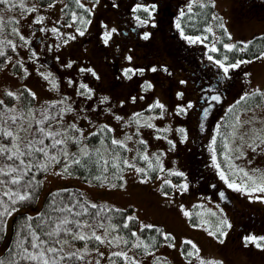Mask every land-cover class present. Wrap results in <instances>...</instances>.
Listing matches in <instances>:
<instances>
[{
  "label": "rangeland",
  "instance_id": "374dc122",
  "mask_svg": "<svg viewBox=\"0 0 264 264\" xmlns=\"http://www.w3.org/2000/svg\"><path fill=\"white\" fill-rule=\"evenodd\" d=\"M238 1L241 0H182L180 12L173 21L175 25L179 23V15L191 10L195 4L210 3L214 10L209 25L210 39L200 35L189 36L180 31L179 39L185 42L186 49L178 41L172 42L169 39L173 35L166 37L167 51L165 44L163 46L159 41H156L155 46L148 44L143 37L151 25L150 19L135 13L136 21L144 30L140 40L122 55L120 73L116 77H110L108 63L115 56L113 54L110 59L107 52L111 53L109 46L118 50V45L115 42L108 45V42H104V36L115 28L110 11L117 8L118 0H80L92 12L88 26L82 30L75 29L81 20L75 23L65 21V0H50L45 3L40 0H13L11 8L3 12V16L16 21V37L9 38L12 51L5 56L0 69V101H5L6 93H12L10 112L15 114L21 103V88L26 87L34 97V107L56 104L48 105L46 109L51 110L50 117L58 109L57 117L43 125L45 118L36 119L31 137L37 133V141H33L39 147V141H45V133H51L48 140L50 146L46 148L48 154L58 157L60 151L64 165L71 163L84 151H89L86 137L96 131L99 124L110 129L112 140L121 142L125 155L121 162L124 172L120 181L102 184L68 174L51 161L41 175V189L35 204L18 205L15 207L16 211L6 217L0 255L10 245L12 220L16 213L37 214L48 193L74 187L80 190L89 204L119 209L131 207L130 213L137 219L138 228L157 226L171 237L154 249L139 251L137 230L134 240L128 243L124 234L113 230L112 225L92 228V233L101 237L98 245L91 246L89 242L71 243L66 248L73 249L82 257L78 264H201L202 261L203 264H264V249L256 247L255 243L240 244L232 239V229L230 231L227 226L230 224L228 211L219 200L203 189V184L188 177V153L196 140L191 132L192 111L197 100L193 82L198 81L204 72L208 73L216 68L217 73L219 71L225 75L223 68L215 62L217 60L226 66L240 60L248 61L237 68H229L231 75L224 76L226 83L232 74L239 75L232 88H227L224 100L227 101L226 107L223 106L221 110L215 107L214 112L210 110L203 118L197 117L205 125L198 140V149L201 151L196 149V152L202 154L198 157V163L205 164L197 167H207L209 172L210 168L213 169L219 185L233 198L234 208H238L241 213L256 212V216L264 218V193L237 191L228 187V183L235 182L246 188L251 182L244 173L258 182L264 176V102L237 114L225 142L229 172L220 163L215 147L216 133L218 134L227 108L242 96L264 88V53L225 62L211 51L213 45L218 48L219 24L223 25L228 35L223 45L233 44L242 48L253 36L264 33V0H259V5L249 3L245 8H239ZM217 17L219 21L215 20ZM102 23L108 25L103 26ZM103 28L107 30L103 31ZM77 31L84 34L80 35ZM38 33L43 38L42 51L46 47V38L55 35L57 64L63 71L74 64L78 69L84 68L88 76L82 85L91 88V92L75 89L76 86L71 88L62 85L61 75L33 48L32 42ZM100 33L102 36H99L97 42V35ZM81 37L84 39L83 43L87 40L89 44L83 47V54L79 55L77 49L80 47L79 41L82 43ZM185 37H192L193 41L190 42ZM196 37L200 39L196 40ZM59 40L62 45L67 43L63 49L66 52L65 60L61 59L62 54H57ZM183 50L185 51L182 52ZM76 56L85 65L70 61H74ZM187 56H190L189 61ZM209 56L213 59L209 60ZM197 57L203 60L199 65L200 72L193 67H189L193 69V74L184 71V66L191 65ZM16 62L20 64L18 69H14ZM193 66L197 67V64ZM88 69L91 71H87ZM117 69L119 68L112 70L116 72ZM183 72L190 74L192 80L183 78ZM149 84L151 87H147ZM95 91L102 94V98H95ZM157 103L163 107H154ZM189 104L192 107L189 108ZM38 113L43 114L41 110ZM41 126L44 132L39 131ZM21 135L15 139L20 140ZM54 139L64 140L65 143L53 148ZM71 140H75L76 146L69 145ZM64 150L67 151V156L64 155ZM124 161L128 163L125 164ZM136 168H143L145 171L138 173ZM221 172L226 179L221 178ZM193 208L195 223L190 221ZM235 214L237 221H241L242 215L239 212ZM246 218L252 221L255 216L248 215ZM224 220L227 224L221 223ZM184 242H190L185 250L182 246ZM115 253L125 255L117 256Z\"/></svg>",
  "mask_w": 264,
  "mask_h": 264
},
{
  "label": "trees",
  "instance_id": "16d2710c",
  "mask_svg": "<svg viewBox=\"0 0 264 264\" xmlns=\"http://www.w3.org/2000/svg\"><path fill=\"white\" fill-rule=\"evenodd\" d=\"M42 3L50 0H40ZM257 2L251 0L250 3ZM13 5V0H0V69L4 62L5 56L12 51L11 44L8 43L10 37H16V21L7 16H3V12L8 11ZM257 5V4H256ZM259 5V3H258ZM65 21H70L71 17L75 14L76 20H81L77 27H84L91 16L90 10L87 6L81 4L80 0H65L63 7ZM213 6L210 3L196 4L191 10L183 13L179 17V24L182 31L187 35H200L208 39L211 38V32L208 31L209 24L212 20ZM218 20V19H217ZM219 40L218 48L216 52H213L219 59H223L225 62H234L239 59H246L257 56L264 53V33L253 36L248 43L247 47H242L245 50L240 51L241 47L237 46L229 51L224 48L223 42L228 39V35L224 27L219 26ZM227 57V59H225ZM15 69L19 68V63L16 62L14 65ZM244 97V99H241ZM240 99L232 103V105L225 112L218 134L216 136V152L219 157L220 163L224 169L229 172L230 166L227 165V149L225 142L229 133L232 129V125L237 114L242 110L253 108L264 102V88L260 91H253L242 96ZM13 102V96L9 93L5 94V101L0 104V145L6 146L10 151L7 155H11L12 152L16 151L13 145H16L20 151L27 152L28 145L31 143L33 149L35 148H49V137L46 136L45 141L39 147L36 146L34 141H37V133H33L34 123V97L30 90L26 87L21 89V103L15 114L10 112V105ZM50 112V111H49ZM58 112L53 113V117L57 116ZM13 117L15 120H13ZM52 118V117H49ZM53 119V118H52ZM46 120L48 122L49 120ZM7 130L12 132L11 137H5L3 132ZM22 134L21 139H15L18 135ZM34 140V141H33ZM87 143L89 144L90 151L88 155H79L75 157L73 161L79 160L80 163H74L73 161L69 164L64 165L62 163L61 154L59 153L57 159L59 162H55L65 171V167L68 171H65L71 175H77L83 179H89L97 184L105 182H119L124 172V166L121 164L125 155V149L119 144H112V136L110 129L105 125H100L99 128L87 137ZM72 142L69 145L72 146ZM26 163L31 161L33 164L47 163L45 169L33 167L31 171L24 176L23 180L19 184H11L10 180L12 175L3 176L0 175V203L12 208L13 205L10 203V197L5 196L6 191H10L15 198L16 194L28 196V199L19 201L14 207L18 205L32 206L35 204L37 197L41 189V175L49 167L50 162L46 161V158L42 153H33L32 157L24 156ZM53 162V161H52ZM18 160H7L6 155H0V169L7 170L6 166L9 164L17 165ZM30 185V186H29ZM72 208V212H60L53 211L54 208ZM86 210V211H85ZM0 211H3V207L0 206ZM131 207L127 209H119L113 207H104L96 204V207H92L83 197L80 190L74 187L61 188L58 190L51 191L46 195L43 200L39 213L29 215L26 212H18L13 216L12 220V239L9 247L0 255V260L6 262L14 261V264H39L38 261H30L21 259L24 255V248H27L29 252L35 253L37 250L31 248L32 236L30 234L28 225H31L32 231L43 240L49 242L48 246H55L61 248L62 252L57 254V257L64 256L65 258L59 261V264H78L81 257L73 249H66L69 244H84L89 242L91 246L98 245L100 241L94 238L92 228H104L113 226V230L123 233L127 242L131 243L136 235H138L137 249L139 251L151 250L158 247L165 239H171L169 235H165L162 228L157 226H143L138 228L137 219L131 215ZM80 213V215H76ZM195 208L192 209L190 221L195 223ZM51 216V220L48 217ZM32 219L29 220L28 218ZM131 217V219H129ZM6 217L0 218V223L3 224L2 230H0V242L2 240L4 231V221ZM67 218L73 223L67 227L71 228V232L62 231L58 237H52L49 239L44 233L51 231L55 227V223L59 219ZM47 224V228L44 227V223ZM75 221H80L81 225L78 226ZM128 226L125 227L124 225ZM63 227V226H61ZM135 233V235H133ZM84 235L86 239L80 240L73 238V236ZM59 240V243H56ZM66 241V243H65ZM22 245V246H18ZM183 249L190 246L188 242L182 244ZM72 253L76 255L71 259L68 256ZM214 264H221L215 262Z\"/></svg>",
  "mask_w": 264,
  "mask_h": 264
},
{
  "label": "flooded vegetation",
  "instance_id": "af4514ba",
  "mask_svg": "<svg viewBox=\"0 0 264 264\" xmlns=\"http://www.w3.org/2000/svg\"><path fill=\"white\" fill-rule=\"evenodd\" d=\"M250 0H244L245 7L249 4ZM182 4V0H120L119 5L117 6V9L123 10V13H120L116 10L114 12L115 14V22H117L118 26L113 32V34L110 35L108 40V45H113L114 42L117 43L118 50L114 48L113 46L110 47L111 53H108V56H110V59H112V56L114 54L115 58L112 59L111 62H109L110 65V77H116L120 70L117 69L116 72H114L112 69H116L119 65L120 59H122V55L126 52L127 49L130 48L131 44L134 42H138L140 40V36L144 28L141 26V24L136 21L135 13L144 12V8H148L149 10H152L153 6H155V10L151 11V15H149L150 18L153 20L150 22V27L147 29L148 33V39H145L148 44H152L155 46L156 41H159L160 44L164 46L165 44V51H167L168 45L166 42L167 38L170 37V35H173V38L171 39L172 42H175L176 40V33L177 29L175 28L174 24V16L177 13V11L180 9V6ZM137 5H140L141 7L136 10ZM244 7V8H245ZM148 13V12H147ZM149 14V13H148ZM121 15H126V17H123L119 19ZM141 32V33H140ZM100 34L97 35V42L99 40ZM80 38V37H79ZM158 39V40H157ZM162 39V40H161ZM53 40V50L52 55L54 56V39ZM51 38H46L45 40V50L42 51V44L43 40L41 37V40L38 42H35V48L38 50V53H41V58L49 60V64L51 66L53 65L51 54L48 51V46L52 43ZM83 38L81 37V42L83 43ZM163 41V42H162ZM85 42H88L85 40ZM80 43V47L77 49L79 55L83 54V47L85 45H88V43ZM162 42V43H161ZM95 44V42H94ZM100 44V43H99ZM107 45V46H108ZM61 54L63 55L62 59L65 60L66 58V52L62 49ZM109 59V60H110ZM74 62L80 63L81 59L76 56L74 58ZM73 63V61H72ZM82 65H85V63L81 62ZM194 68V67H193ZM197 71L200 72L199 63H197V67L195 68ZM59 70V69H58ZM60 72V70H59ZM62 73V81L65 83H70V85L78 87L79 83L82 79L85 78L86 71H83L82 69H78L76 64L72 65L71 67L67 68L65 71H61ZM187 72L190 74H193V69L187 68ZM190 74H186L185 78L188 80H192L190 77ZM67 76L64 78V76ZM227 75H231V72H228ZM225 76V75H224ZM224 76H218L214 77L211 73H203L201 75V78L198 81L193 82V88L197 92V100L195 101V106L192 111L193 114V122H192V134H194V137L196 140L192 143L191 148L188 156H189V172L188 176L192 180H197L201 184L204 185V188L213 196L217 197V191L220 189L217 182L214 180V174L213 172H209V169L207 167H203L199 169L197 166L204 165V162L198 163L200 160L198 157H200L202 154L199 152H196L199 146V135L201 134V131L204 129V121H199L197 117L203 118L205 115V111L210 113V110L214 112V108L221 110L223 105L226 104L227 101L224 102L227 88H232L233 84L237 82L239 79V75L232 74L231 78L224 83ZM80 79V80H79ZM198 82L200 84H198ZM212 96H218L219 99L216 101H213L211 99ZM223 100V101H222ZM201 151V150H200ZM195 159V161H194ZM192 160L194 162H192ZM222 206L226 208V210L229 213V222H230V231L232 229L231 237L232 239L236 240L237 243L242 244V242H245V237L249 235H253L256 237L264 236V218H260V216H256V212H250V213H241L237 210V208H234L233 204L230 203V195L227 194V192L223 193V200L221 201ZM232 210V211H231ZM236 212H239L240 215H242L241 221H237L236 218ZM235 214V215H234ZM248 215H253L255 218L252 221H248ZM237 237V238H236Z\"/></svg>",
  "mask_w": 264,
  "mask_h": 264
},
{
  "label": "snow or ice",
  "instance_id": "6c2138e0",
  "mask_svg": "<svg viewBox=\"0 0 264 264\" xmlns=\"http://www.w3.org/2000/svg\"><path fill=\"white\" fill-rule=\"evenodd\" d=\"M77 3H79V0H77ZM23 6V5H21ZM141 6L137 5L136 10H138ZM155 10V6H153L152 10H149L148 8H144L145 12H148L149 15H151V11ZM181 15H183V12L181 13ZM142 22H146V21H142ZM177 28L180 27V24L177 23L176 25ZM221 27H223V25H221ZM16 30L13 29V32H15ZM113 32L115 31V29L112 30ZM208 31H211V29H208ZM84 33L81 31L80 35H83ZM111 35V33H105L104 36V42L107 43L109 36ZM144 39H148V34L145 33L144 34ZM186 39H188L190 42L193 41L192 37H185ZM196 40H199V37L195 38ZM8 43L10 44L11 41H8ZM236 46L233 44H225L224 48L228 49L229 51H232ZM245 47H247V45H245ZM240 51H244V48H240ZM211 51L212 52H216L217 48L213 45L211 47ZM0 55H3L2 52H0ZM209 60H212L213 58L211 56L208 57ZM225 59H227V57H225ZM221 68H223V71L225 73V75H227V73L229 72V68H237L239 67L240 64L242 63H246L248 61H244V60H240L236 63H232L230 65H225L223 63H221L219 60L215 61ZM70 66V65H69ZM83 71V69H82ZM87 71H91V69H88ZM153 71H155V69H153ZM93 75H95V73H93ZM183 83V82H182ZM82 88L86 89L87 86L86 85H81ZM147 87H151V85H147ZM90 91V90H89ZM9 95H12V93H9ZM107 99V98H105ZM211 99L213 101H216L219 99L218 96H212ZM241 99H244V97H242ZM0 104H3V101H0ZM154 107H163L162 105H160L159 103H157L156 105H154ZM188 107H192L191 104L188 105ZM181 111H183V109H181ZM207 114V112L205 111V115ZM47 118V117H46ZM13 120H15V118L13 117ZM151 126V125H149ZM40 132H44L43 129L39 130ZM181 131H183L181 129ZM3 135L5 137H11L12 136V132L5 130L3 132ZM45 135H52L51 133H45ZM264 142V141H262ZM40 144H43V140L39 141ZM65 141L64 140H60V139H54L53 140V144L52 147L55 148L57 145H64ZM112 144L116 145V144H121L120 141L117 140H112ZM121 146H123L121 144ZM14 148H16L15 152H12L11 155H7V153L10 151V149H8L6 146L4 145H0V155H6L7 160L12 161V160H18L19 163L17 165H12L9 164L6 166L7 170L5 171L4 169H0V175L3 176H9L10 174H15L12 175V178L10 180V183L15 185V184H19L21 182V180H23L24 176L27 175V173L29 171H31V169L33 167H37V168H41V169H45L47 167V163H37V164H33L31 161H28L26 163L25 159H23L22 157L24 156H28V157H32L33 153H42L43 156L46 158V161L51 162V161H55V162H59L56 156H50L48 154V151L46 148L41 147V148H35L33 149L31 143H29L28 147V151L27 152H22L19 150V148L16 145H13ZM84 155H88V153L86 151L83 152ZM64 155L67 156L68 153L66 150H64ZM144 159H147V157H143ZM214 161H215V157H213ZM74 163L79 164L80 161L79 160H75L73 161ZM125 164H127V161H124ZM129 167H134L133 165H129ZM149 167H151V163L149 164ZM65 171H68V168L65 167ZM136 172L138 173H142L145 170L143 168H136L135 169ZM241 172L243 170H240ZM177 175H180V173H177ZM221 178L222 179H226L224 176V173L221 172L220 173ZM244 176L247 178L248 181H250L251 183L247 184V187L245 188L244 186H242L241 184H236L235 182H231L228 183V187L233 188L237 191H249V192H261L264 193V176H261L259 178V182L257 181V179L253 178L252 176H250L248 173H244ZM142 182H146L143 181ZM227 182V180H226ZM0 183H5V181H0ZM165 183H170L169 181H165ZM30 186V185H29ZM5 196H9L10 197V203L11 205H13L12 208L7 207L6 205H3L2 203H0V206L3 207V211H0V218L6 217V216H11L13 214L14 211H16V208L14 207L19 201H24L26 199H28V196L25 195H18L16 194L15 198H11L13 196V194L10 191H6L4 193ZM221 197H223V193L220 194ZM262 197H257V199H261ZM92 207H96V205H92ZM53 211H60V212H72V208L68 207V208H54ZM86 211V210H85ZM76 215H80V213H76ZM29 220H31L32 218L29 217ZM129 219H131V217H129ZM48 220H51V216L48 217ZM42 223H44L42 221ZM73 223V221L67 219V218H63V219H59L57 223H55V227L52 228L51 231H46L44 234L49 237V239H51L52 237H58L60 235V233L62 231L64 232H71V228H68L67 226L69 224ZM75 223L80 226L81 222L80 221H75ZM221 223L223 224H227V221H221ZM63 226V227H61ZM125 227H127L128 225L125 224ZM228 227H231L230 224L227 225ZM44 227L47 228V224L44 223ZM3 228V224L0 223V230H2ZM30 234L32 236V242H31V248L32 249H36L37 251L35 253L29 252L27 248H24V255L21 256V259L24 260H30V261H38L39 264H59V261L63 260L65 257L64 256H59L57 257V254L62 252L61 248H57L55 246H48L49 242L47 240H43L41 239L35 231H32L31 229V225H28ZM219 231V228L217 229ZM212 233H210L211 235ZM133 235H135V233H133ZM221 235H224L223 232H221ZM73 238H78L80 240H84L86 239V237L84 235H78V236H73ZM94 238L98 241L101 240L100 236H95L94 234ZM245 243H255L256 247H264V236L261 237H256L253 235H249L246 236L245 238ZM59 240H56V243H59ZM223 242V241H221ZM66 243V241H65ZM190 243V242H189ZM18 246H22V245H18ZM137 247H139V245H137ZM191 253H189L190 255ZM76 254L72 253L68 256L69 259H71L72 257H74ZM114 255L117 256H121V255H125L124 253H115ZM82 258V257H81ZM0 264H6L5 261L0 260ZM7 264H14V261H10L7 262ZM201 264H203V261L201 262ZM209 264H211V262H209Z\"/></svg>",
  "mask_w": 264,
  "mask_h": 264
},
{
  "label": "water",
  "instance_id": "95a60500",
  "mask_svg": "<svg viewBox=\"0 0 264 264\" xmlns=\"http://www.w3.org/2000/svg\"><path fill=\"white\" fill-rule=\"evenodd\" d=\"M219 193V195L221 194L220 192H218ZM221 196V195H220Z\"/></svg>",
  "mask_w": 264,
  "mask_h": 264
}]
</instances>
